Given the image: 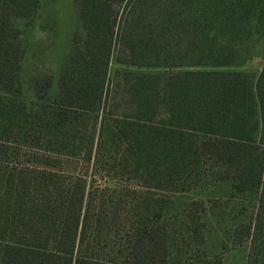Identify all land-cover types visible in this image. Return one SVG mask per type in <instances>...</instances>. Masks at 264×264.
Here are the masks:
<instances>
[{"label": "trees", "instance_id": "trees-1", "mask_svg": "<svg viewBox=\"0 0 264 264\" xmlns=\"http://www.w3.org/2000/svg\"><path fill=\"white\" fill-rule=\"evenodd\" d=\"M41 1L0 0V264H213L203 199L154 207L223 174L259 194L233 239L264 264V70H208L264 52V0H81L59 93L28 101L13 19Z\"/></svg>", "mask_w": 264, "mask_h": 264}, {"label": "rangeland", "instance_id": "rangeland-1", "mask_svg": "<svg viewBox=\"0 0 264 264\" xmlns=\"http://www.w3.org/2000/svg\"><path fill=\"white\" fill-rule=\"evenodd\" d=\"M81 0H42L36 15L27 19H13L20 31L23 59L20 70L22 90L28 101L34 100V82L40 78L54 79L50 95L59 93V73L84 31L80 18ZM114 66L111 75H114ZM214 71L250 72L259 75L264 70V52L238 67L208 69ZM237 187L233 175H221L207 188L191 194H178L181 201L163 208L164 220L179 215L184 217L192 199L205 201L204 207H194L201 217L204 243H196V251L212 258L213 264H248L250 246L239 245L233 232L240 225H250L256 218L259 194L248 188L244 192ZM185 195V196H184ZM190 199V200H189ZM169 221V220H168ZM181 227V224L179 225ZM185 230V229H184Z\"/></svg>", "mask_w": 264, "mask_h": 264}]
</instances>
